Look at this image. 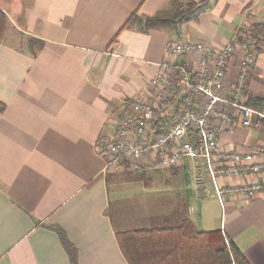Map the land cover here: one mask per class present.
<instances>
[{
    "label": "crops",
    "instance_id": "crops-1",
    "mask_svg": "<svg viewBox=\"0 0 264 264\" xmlns=\"http://www.w3.org/2000/svg\"><path fill=\"white\" fill-rule=\"evenodd\" d=\"M169 2L0 0L7 17L0 40V264H71L58 231L76 248V264H128L116 233L137 221L127 214L123 189L153 180L173 185L176 178L163 221L185 213L201 231L221 229L249 264H264V193L249 203L226 197L222 207L206 173V190L193 187L197 172L190 161L170 170L113 174L105 173L96 153L99 135L112 133L123 101L145 91L172 41L222 46L242 27L264 25V0H210L181 25L178 37L125 26L132 14L153 16ZM29 39L42 44L35 54ZM234 74L232 67L228 81ZM247 99L260 101V109L248 105L264 113L263 44ZM219 140L225 149L264 145L263 121L237 126ZM115 220L125 227L117 230ZM136 225L130 229L141 228Z\"/></svg>",
    "mask_w": 264,
    "mask_h": 264
},
{
    "label": "built area",
    "instance_id": "built-area-1",
    "mask_svg": "<svg viewBox=\"0 0 264 264\" xmlns=\"http://www.w3.org/2000/svg\"><path fill=\"white\" fill-rule=\"evenodd\" d=\"M258 48L247 27L222 46L172 41L145 91L123 101L112 133L97 138L105 173L170 170L190 161L197 172L193 187L206 190V173L222 207L226 197L249 203L264 193V179L246 181L264 178V145L225 149L219 140L237 126L258 127L264 121V113L247 99ZM232 67L235 74L228 81ZM237 178L242 181H228Z\"/></svg>",
    "mask_w": 264,
    "mask_h": 264
},
{
    "label": "trees",
    "instance_id": "trees-1",
    "mask_svg": "<svg viewBox=\"0 0 264 264\" xmlns=\"http://www.w3.org/2000/svg\"><path fill=\"white\" fill-rule=\"evenodd\" d=\"M209 1L170 0L165 9L153 16L140 17L132 14L125 26H136L141 32L167 30L178 37L181 25L193 16L200 5ZM6 24L7 17L0 10V40ZM248 30L258 39V43L264 46V25L255 24ZM28 41L32 54L34 46H42L36 39ZM250 102V106L254 108L262 107L258 100ZM58 234L71 264H76V248L68 242L63 232L58 231ZM116 237L128 264H249L243 253L229 241L221 229L196 230L185 213H181L172 222L163 221L159 226L117 232Z\"/></svg>",
    "mask_w": 264,
    "mask_h": 264
},
{
    "label": "rangeland",
    "instance_id": "rangeland-1",
    "mask_svg": "<svg viewBox=\"0 0 264 264\" xmlns=\"http://www.w3.org/2000/svg\"><path fill=\"white\" fill-rule=\"evenodd\" d=\"M13 33V31H12ZM10 41H13L12 38L8 39ZM187 170V174L189 178L193 177L192 172ZM184 174V173H183ZM148 176V175H146ZM184 177V175H183ZM181 176L182 183L184 182V178ZM188 178V177H187ZM179 179H174L172 181L173 185H167L163 184L161 180H153L151 183L147 182V185H144L142 183H133L132 185H129L123 189L122 195L124 198L129 199L128 201H125V206L129 205L131 207H128L127 214L130 212L133 213V217L137 221L134 223V221L129 222L128 226L129 229L131 227L136 226L149 228L151 226H159L162 224L164 219L169 218V216L166 214L170 213L171 209H167V207L170 205V202H172V193L168 189L169 186L175 188L177 186L175 182H178ZM126 182V181H123ZM127 183V182H126ZM114 192V191H112ZM170 211V212H169ZM111 213H115V207H111ZM125 213V212H124ZM114 217V215H113ZM132 217V214H131ZM132 220V219H130ZM192 221V220H191ZM140 223V225H138ZM192 227L195 229L201 230V227L196 226L195 224L191 223ZM115 227L117 230L124 228L125 226H121L117 220H115Z\"/></svg>",
    "mask_w": 264,
    "mask_h": 264
}]
</instances>
